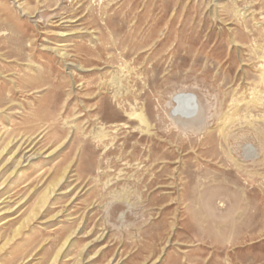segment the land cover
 <instances>
[{
	"label": "rangeland",
	"instance_id": "rangeland-1",
	"mask_svg": "<svg viewBox=\"0 0 264 264\" xmlns=\"http://www.w3.org/2000/svg\"><path fill=\"white\" fill-rule=\"evenodd\" d=\"M263 78L264 0H0V264H264Z\"/></svg>",
	"mask_w": 264,
	"mask_h": 264
},
{
	"label": "bare ground",
	"instance_id": "bare-ground-1",
	"mask_svg": "<svg viewBox=\"0 0 264 264\" xmlns=\"http://www.w3.org/2000/svg\"><path fill=\"white\" fill-rule=\"evenodd\" d=\"M264 79V78H263ZM178 98L180 99V100H182V101H185L186 103H188V105L186 106V110H188L189 112H191V111H193L194 110V106H195V104H194V101H193V99L191 98V96L190 95H186V94H181V95H179L178 96ZM194 105V106H193ZM188 108V109H187ZM136 118L138 119V121L141 123V124H144L145 123V120H144V118H143V116L141 115V114H139V115H136ZM23 146V145H22ZM28 146V145H27ZM28 148V147H27ZM57 185V183L56 184H53V186H56ZM48 195H49V192L48 193H45V195L39 200V202H38V205H37V207L38 208H42L43 207V205L46 203V199L48 198ZM37 214H33V217H35ZM19 232V231H18ZM18 232L17 233H15L14 234V236H16L17 234H18ZM13 235V234H12ZM4 246L5 245H3V246H1V248H0V250H2L3 248H4ZM57 256H58V253H57V255H56V258H57ZM56 258H55V260H56ZM56 262V261H55Z\"/></svg>",
	"mask_w": 264,
	"mask_h": 264
}]
</instances>
